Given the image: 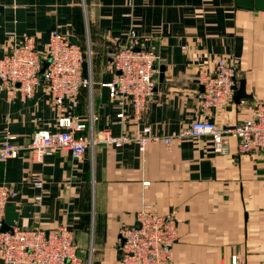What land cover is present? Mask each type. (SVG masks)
Wrapping results in <instances>:
<instances>
[{"label": "crops", "instance_id": "crops-1", "mask_svg": "<svg viewBox=\"0 0 264 264\" xmlns=\"http://www.w3.org/2000/svg\"><path fill=\"white\" fill-rule=\"evenodd\" d=\"M52 30L90 51V90H79L75 107L63 101L64 114L85 125L74 137H89V110L94 138L133 128L130 118L115 117L127 105L101 86L113 79L111 55L130 30L155 46L154 90L139 121L152 133L166 136L202 115L217 126L237 125L264 101V9L239 8L233 0H0V58L26 35L42 53ZM218 58L234 66L245 96L236 101L233 93L230 102L205 110L198 70L210 71ZM56 118L42 83L25 98L0 84V141L11 135L18 148L0 160V184L16 192L4 206V226H63L82 264H120L118 229L134 226L135 212L147 204L175 218L171 264H230L232 255L236 264H264L263 153L239 152L231 137L214 153L204 135L149 143L143 151L96 141L79 159L54 148L34 161L27 149L32 135L57 131ZM36 175L38 204L30 180Z\"/></svg>", "mask_w": 264, "mask_h": 264}, {"label": "built area", "instance_id": "built-area-1", "mask_svg": "<svg viewBox=\"0 0 264 264\" xmlns=\"http://www.w3.org/2000/svg\"><path fill=\"white\" fill-rule=\"evenodd\" d=\"M155 60V46L149 44L146 37L130 30L123 44L111 55V65L115 71L113 79L101 86L107 89L108 96L115 99L118 105H127L129 110H121L115 117L118 122L125 117L130 118L133 128L123 129L116 135L102 130L94 138L91 124L96 117L89 110V137H74V132L80 131L85 125L77 115L64 114L63 101L68 100L69 106L75 107L79 90H90L88 45L86 43L81 49L69 40L67 34L52 30L44 51L39 53L34 47L32 36H24L0 58V84L10 95L17 93L19 97L25 98L30 97L35 87L42 83L50 96L51 107L57 112L58 128L55 132L39 130L32 135L27 146L31 158L40 161L48 151L61 148L68 150L71 158L79 159L96 141L112 147L133 143L139 151H143L149 143L161 142L168 146L172 140L204 135L210 137L214 153H222L225 139L231 137L235 139L239 152L258 151L264 154V101L255 105L247 118L233 126H217L202 115L166 136H159L152 133L148 125H140L146 101L154 90ZM197 81L202 87L203 108L208 110L221 107L231 100L235 68L218 58L210 71L198 70ZM11 138V135H5L0 141V160L17 154L18 148L9 141ZM30 180L33 188L38 191L32 201L38 204L41 200L42 180L39 175ZM15 195L12 187L0 184V227L4 206ZM135 222L138 227L123 225L118 229L120 264H171V247L176 239L173 214H157L149 205L144 204L135 212ZM75 248L71 232L63 226L49 230H0V260L3 264H82L75 254ZM236 263L232 255L230 264Z\"/></svg>", "mask_w": 264, "mask_h": 264}, {"label": "water", "instance_id": "water-1", "mask_svg": "<svg viewBox=\"0 0 264 264\" xmlns=\"http://www.w3.org/2000/svg\"><path fill=\"white\" fill-rule=\"evenodd\" d=\"M233 3L236 7L239 8H245V9H257V10H262L264 9V5H263V0H233ZM69 40L78 45L79 42H77L73 37L69 36ZM45 65V62L42 63V66L40 68V72L43 70V67ZM159 71H162V67L159 68ZM82 74H85V62L82 63ZM161 77V76H160ZM243 82L239 81L238 86L236 87L235 85L233 86V99L234 100H239V98L244 97L245 94H243ZM201 91H202V87H201ZM134 227H138L137 222L134 223ZM0 230H10L9 228H7L6 226H4L3 224H1Z\"/></svg>", "mask_w": 264, "mask_h": 264}]
</instances>
